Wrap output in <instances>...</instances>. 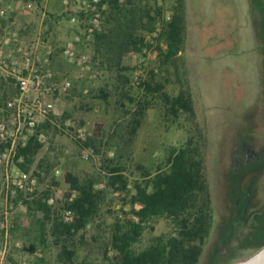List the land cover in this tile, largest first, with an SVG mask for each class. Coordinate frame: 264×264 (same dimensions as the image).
I'll list each match as a JSON object with an SVG mask.
<instances>
[{
  "label": "rangeland",
  "instance_id": "1",
  "mask_svg": "<svg viewBox=\"0 0 264 264\" xmlns=\"http://www.w3.org/2000/svg\"><path fill=\"white\" fill-rule=\"evenodd\" d=\"M55 1V7H51L45 0H35L27 10L33 11L36 16L42 15L44 26L53 24L58 27L55 36L53 33L43 34L44 40L53 46L56 53L50 68L58 82L69 77L72 87L60 95L49 93L43 96V101L53 102L55 109L48 117L34 116L37 125L33 132L22 126L18 139L20 144L33 135L42 144L34 161L25 169L18 165L22 161L14 164V173H27L23 189L7 184L6 162L0 153V264H61L58 260L61 242H56L50 235H47L44 244L39 242V222L47 220L38 202L50 207L52 218L59 216L66 220L65 194L69 190V174L91 178L95 190L99 192L98 215L85 230L68 241L77 246L78 260L104 263L109 226L117 216L122 218L130 212V205L124 204L122 195L110 186V172L103 166L104 158L119 154L124 157L127 167L134 168L126 160V154L122 151L117 153L116 148L112 147L118 141V137L112 136L114 128L124 119L122 110L114 99L109 106H105L95 98L98 90L109 81L110 75L93 60L96 78L86 81L77 78V68L63 57L62 48L82 31L83 24L80 19L71 21L63 0ZM254 6L252 0H187V62L192 91L208 120L207 163L215 210L214 228L200 264H210L221 229L231 214L226 177L234 133L237 129L245 130V123L250 122L247 119L250 112L259 114L264 109V48L257 37L259 27L255 17L258 12H254ZM5 8L6 1L0 3V10ZM164 14L165 18L170 17L168 12ZM0 34L2 36L3 33ZM32 41L24 40L26 44ZM157 44L158 41L143 52L125 58L124 63L132 68L130 78L133 91L137 90L135 82L145 79L155 66ZM10 51L6 50V53ZM80 51L93 58L91 44ZM85 90L88 92L84 93ZM17 93L13 79H0V109ZM82 104L90 105L92 110L81 109ZM66 113L69 117L64 119ZM254 117L264 118V115ZM258 123L264 125V120ZM78 128L86 132L85 142L89 141V145L77 139L75 131ZM13 129L9 123V131ZM41 134L44 136L39 140ZM186 138V125L167 128L162 111L158 108L150 110L129 157L151 169L165 159L171 146H179ZM173 232L174 225L169 219H156L148 224L134 249L140 252L150 244L152 238ZM233 244L234 248L224 246L223 255H218L212 264H233L247 256L246 251L236 247V242ZM33 245L35 249L31 250Z\"/></svg>",
  "mask_w": 264,
  "mask_h": 264
},
{
  "label": "trees",
  "instance_id": "2",
  "mask_svg": "<svg viewBox=\"0 0 264 264\" xmlns=\"http://www.w3.org/2000/svg\"><path fill=\"white\" fill-rule=\"evenodd\" d=\"M252 1L254 12H258L255 17L259 27L257 37L264 48V0ZM102 4L105 5L103 28L94 34L90 44L94 62L108 72L110 78L95 98L105 106L114 99L122 110L124 119L114 128L112 136L118 137V141L112 147L117 153L126 154V160L134 168L127 167L119 154L103 159V166L110 172V186L122 195L124 204L130 205L132 216L129 213L122 218L117 216L109 226L105 259L100 264H200L214 228L215 210L207 163L208 120L192 91L187 62V0H102ZM165 11L170 15L168 19ZM159 25L160 32L153 39L158 41L156 64L145 79L135 82L137 90L133 91L132 68L124 60L152 47L148 37ZM55 56L54 51L52 62ZM157 108L162 111L167 128L186 125L187 138L179 146H171L165 159L150 169L129 156L148 112ZM81 109L92 110V107L82 104ZM68 117V113L63 116ZM83 144L89 145V141ZM4 148L5 145L0 144V153ZM41 148L36 135L29 137L24 146H18L16 162L22 158L18 165L25 169ZM67 182L65 210L71 212V219L52 218L50 207L39 201L47 220L39 222V242L44 244L47 235L61 242L58 255L61 264H92L78 260L77 246L68 241L85 230L98 215L99 192L91 178L69 174ZM159 218L169 219L174 232L152 238L146 248L137 252L134 245L140 241L148 224ZM226 245H229L228 238L216 242L210 264L218 255H223ZM261 245L264 242L258 244ZM34 249L35 246H31V250Z\"/></svg>",
  "mask_w": 264,
  "mask_h": 264
},
{
  "label": "built area",
  "instance_id": "3",
  "mask_svg": "<svg viewBox=\"0 0 264 264\" xmlns=\"http://www.w3.org/2000/svg\"><path fill=\"white\" fill-rule=\"evenodd\" d=\"M35 0H27L26 8L34 5ZM65 11L71 16V21L80 19L83 24L81 32L76 33L69 39L62 48L63 57L70 64L77 68V78L93 80L96 78L93 69V58L80 49L88 46L96 32L103 28V11L105 5L102 0H63ZM11 6L7 10H9ZM6 8L0 10V16L6 14ZM160 25L150 37L148 42L155 44L154 38H157L160 32ZM8 41H6V32L0 39V71L1 78L13 79L17 88V95L6 102L4 108L0 109L2 118H0V144L5 145L1 156L6 162L7 184H12L15 188L23 189L28 176L26 172L14 173V164L18 146H24L26 142L20 144L19 137L22 134V126L27 127L33 132L36 128L35 115L48 117L54 112L55 104L53 102H44L45 94H57L68 92L72 87V81L66 77L58 82L55 73L51 70L52 58L54 57V48L48 44L41 33H39L32 42L26 44L24 41L15 40L14 50L7 54L3 53ZM143 61V59H142ZM46 83L48 85H46ZM85 90L84 93H87ZM9 123L13 130L9 131ZM77 139L85 141L87 134L82 128L75 131ZM44 134H41L39 140H42ZM18 161H22L20 158ZM58 173V170H57ZM66 220L71 219V212H66Z\"/></svg>",
  "mask_w": 264,
  "mask_h": 264
},
{
  "label": "flooded vegetation",
  "instance_id": "4",
  "mask_svg": "<svg viewBox=\"0 0 264 264\" xmlns=\"http://www.w3.org/2000/svg\"><path fill=\"white\" fill-rule=\"evenodd\" d=\"M259 114L250 112L245 130L234 133L226 177L231 214L217 240L228 237L229 246L236 242L245 257L264 246H258L264 242V125L258 123L264 118L254 117Z\"/></svg>",
  "mask_w": 264,
  "mask_h": 264
},
{
  "label": "crops",
  "instance_id": "5",
  "mask_svg": "<svg viewBox=\"0 0 264 264\" xmlns=\"http://www.w3.org/2000/svg\"><path fill=\"white\" fill-rule=\"evenodd\" d=\"M5 1L6 10L9 6H11V8L6 11V18H0V33L6 32V41H8L9 44L6 45L7 47L3 50L4 54H7L6 50H14L15 40L31 41L35 39L39 33H41L42 36L47 33H53L54 36L58 34L59 29L56 25L49 24L47 26L45 25V27L44 17L42 15L39 14L40 16H36L33 11L27 10L25 6L27 0H0V3H4ZM45 3L49 4L51 7H55L56 5L55 0H45ZM0 79L2 78L0 77Z\"/></svg>",
  "mask_w": 264,
  "mask_h": 264
},
{
  "label": "water",
  "instance_id": "6",
  "mask_svg": "<svg viewBox=\"0 0 264 264\" xmlns=\"http://www.w3.org/2000/svg\"><path fill=\"white\" fill-rule=\"evenodd\" d=\"M233 264H264V246L256 250L250 256L238 259Z\"/></svg>",
  "mask_w": 264,
  "mask_h": 264
}]
</instances>
